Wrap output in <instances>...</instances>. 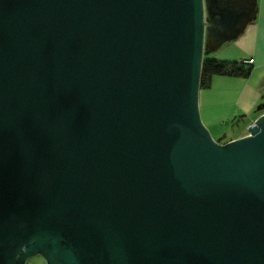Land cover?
I'll use <instances>...</instances> for the list:
<instances>
[{"label":"water","instance_id":"obj_1","mask_svg":"<svg viewBox=\"0 0 264 264\" xmlns=\"http://www.w3.org/2000/svg\"><path fill=\"white\" fill-rule=\"evenodd\" d=\"M253 5L0 0V264H264V114L200 112Z\"/></svg>","mask_w":264,"mask_h":264},{"label":"crops","instance_id":"obj_2","mask_svg":"<svg viewBox=\"0 0 264 264\" xmlns=\"http://www.w3.org/2000/svg\"><path fill=\"white\" fill-rule=\"evenodd\" d=\"M252 1V14L242 21L237 39L221 42L214 35L206 39L204 59L242 63L254 59L248 78L215 76L210 87L200 91L202 120L220 143L248 134L246 131L227 137L222 124L229 121L248 129L264 114V0Z\"/></svg>","mask_w":264,"mask_h":264},{"label":"trees","instance_id":"obj_3","mask_svg":"<svg viewBox=\"0 0 264 264\" xmlns=\"http://www.w3.org/2000/svg\"><path fill=\"white\" fill-rule=\"evenodd\" d=\"M252 69L253 68L249 63L204 59L201 89H208L211 85L212 78L215 76L246 79L250 76Z\"/></svg>","mask_w":264,"mask_h":264},{"label":"rangeland","instance_id":"obj_4","mask_svg":"<svg viewBox=\"0 0 264 264\" xmlns=\"http://www.w3.org/2000/svg\"><path fill=\"white\" fill-rule=\"evenodd\" d=\"M207 37H208V31H206V38ZM261 110L262 109L258 107V112H260ZM222 126L225 129V134L227 135V137H231L232 135L238 134L239 132H246V131L248 132V129H246L244 126L238 125V123H235L233 125V122L228 121L226 124H222ZM27 264H46V261L42 256L38 255V256H34L31 259H29Z\"/></svg>","mask_w":264,"mask_h":264},{"label":"flooded vegetation","instance_id":"obj_5","mask_svg":"<svg viewBox=\"0 0 264 264\" xmlns=\"http://www.w3.org/2000/svg\"><path fill=\"white\" fill-rule=\"evenodd\" d=\"M218 1H220V2H225L226 0H218ZM207 2V1H206ZM243 9V6H239V7H236V8H233L232 10H234V11H241ZM241 27H242V21H241V23L239 24V28L241 29ZM210 32L212 33V31H208V38H209V36H211L210 35ZM216 38H218V37H216ZM207 39V38H206ZM220 41V40H219ZM222 42V41H221ZM28 262V261H27ZM27 264V263H26Z\"/></svg>","mask_w":264,"mask_h":264},{"label":"built area","instance_id":"obj_6","mask_svg":"<svg viewBox=\"0 0 264 264\" xmlns=\"http://www.w3.org/2000/svg\"><path fill=\"white\" fill-rule=\"evenodd\" d=\"M247 63H249V64H253V63H254V59H250V60H248Z\"/></svg>","mask_w":264,"mask_h":264}]
</instances>
